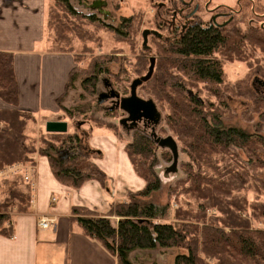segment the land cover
I'll return each mask as SVG.
<instances>
[{"label": "trees", "instance_id": "obj_1", "mask_svg": "<svg viewBox=\"0 0 264 264\" xmlns=\"http://www.w3.org/2000/svg\"><path fill=\"white\" fill-rule=\"evenodd\" d=\"M241 14L242 6L237 16L223 27L208 26L207 21H202L169 40L163 36L161 39L148 36L158 43L161 59H155L153 74L141 87L152 86L148 96L159 109L166 110L163 120L172 137L185 146L195 168L189 164L183 166L185 177L170 188L166 204L145 201L160 189V180L152 170L153 152L157 146L145 131L132 130V141L123 149L133 172L143 181V187L135 193L130 192L127 201L111 205L105 213L84 206H73L70 211L71 224L98 242L115 257L117 264H134L131 256L135 252L174 248L185 251L174 257V264H264V230L252 229L249 224L250 220L258 224L264 222V201L259 200L261 196L264 198V178L261 177L264 159L259 158L264 157V127L261 133L248 134L239 128L224 126L221 106L217 108L200 99L196 89L201 85L205 87V93L220 101L219 88L224 83V73L216 54L220 55L224 49L232 53L233 61L240 58L242 42L259 47L264 54V48L261 49L264 27L251 26L254 30L245 34L248 31L237 25V17ZM100 20L96 15L81 16L69 0H54L48 6L45 22L51 50L70 53L72 34L83 43L90 41L91 33L80 28H83V22L88 25ZM131 23L132 19L122 18L118 27H110L101 21L98 26H106L119 41H123L132 33ZM145 52L147 50L143 49V54ZM98 59L100 63H92L90 74L82 81L90 95L95 94L98 75L111 61L105 57ZM74 71L75 67L69 74L64 95L74 80ZM0 100L12 107L0 111V171L9 166L32 164V156L36 154L47 160L51 175L62 186L79 189L93 180L104 185L105 174L92 161L97 158V153L86 146L88 133H46L39 137L40 145L36 149L35 140L28 133L34 118L16 109L18 87L13 56L2 52ZM59 102L57 106L66 118L77 112L78 107L71 111L61 107ZM115 111L119 110H107V114ZM84 123H89L91 130L105 129L118 135L114 125L98 118L93 117L90 121L86 118ZM81 125H76V130ZM237 150L246 155V161L238 157ZM234 165L236 168L232 169ZM248 191L253 192L251 201ZM183 195L197 203L196 210L178 205V197ZM31 196V187L23 181L21 173L0 180V236H13L10 216L6 214L29 212ZM171 198L176 205L173 213Z\"/></svg>", "mask_w": 264, "mask_h": 264}, {"label": "rangeland", "instance_id": "obj_2", "mask_svg": "<svg viewBox=\"0 0 264 264\" xmlns=\"http://www.w3.org/2000/svg\"><path fill=\"white\" fill-rule=\"evenodd\" d=\"M53 1L51 0V3ZM91 1L92 0H69V3L79 14H81V16L96 15L97 17H100V21L105 25L109 24L108 26L112 25L118 27L121 24L122 18H130L132 19V33H130L128 39L119 41L118 37L115 36L111 29L105 28L106 26H98L99 21L98 23L94 22L88 25L83 22L84 26L83 28H80L84 31L87 29L91 33L90 41L83 43L84 41H81L74 34L71 35L72 41H70L69 52L75 59V71L73 73L74 80L67 90L65 99L59 104L61 107L71 111L74 107L78 108L76 109L77 112H75L71 118H66L64 113L59 110V119L67 122L69 127L68 132H78L80 135L82 132L88 133V138L86 140V146L88 147H90L88 141L90 138L89 136L95 132L93 134V139H96L98 142L101 140L99 139L100 136L110 134L116 139L121 148H124L125 144L132 141L134 131L127 132L119 125V121L125 117V114H123L122 111H115L110 115L107 114L108 112L105 111L104 108L109 106V102L97 107V96L104 90V85H102L101 80L104 78L108 79L111 82L113 89L119 93L120 97L128 96L131 81L145 75L148 69L149 59L151 57L155 58L156 61H160L161 59V57L159 58V45L152 38H148L147 42L150 52L147 51L143 54L142 31L159 29L158 31L163 38L169 40L173 35H171L172 32L168 30V27L162 26L161 28H158V25L161 23L160 17L168 7L172 9L174 4L177 7L180 6V4L178 0H104L108 4L107 10L111 14L109 18L105 19L97 12L88 10L84 7V3L88 4ZM197 2L200 5L198 16L202 21L208 20L209 16L205 11L206 2L209 4V8L217 5H229L237 8V0H197ZM241 4L242 14L237 17L238 27L241 30L248 31L245 34L253 31L254 28L252 27H264V17H262V15L264 16V0H242ZM252 8H254V10ZM255 12L258 13L257 16L255 15ZM50 39H52L51 35ZM262 48H264V46H262L261 49ZM239 50L240 58L238 61H233L231 59L232 53L229 54L226 49H224L220 55L216 54L218 59L222 62L224 73V83L219 88L220 101L210 94L205 93V87L201 85L196 88L199 93L193 89L190 90L193 93L196 92L200 99L212 103L215 107L218 108L221 106L224 126L236 127L248 134H253L255 131L261 133V130L264 127V90L261 85V83H264V69L259 68L264 67V54L260 51L259 47L254 48L248 43L246 44L243 42L240 44ZM104 57L111 59V61L105 64L103 72L98 75L94 92L95 94L90 95L83 88L82 81L90 74L91 64L95 62L100 63V59L98 58ZM122 71H125L124 74ZM172 73L174 74V72ZM255 79H257V82H255ZM151 87L152 86L148 85L147 87L144 86L138 88L137 95L143 99H151L147 94L151 90ZM157 109L161 113V121L156 127V134L162 138L167 136L172 137L168 126L163 120L166 110L164 108L161 110V108L159 109L158 107ZM93 117L100 119V121L108 125H114L118 130V135H114L105 129L91 130V125L89 123H84V121H86V118L90 121ZM80 124H82L80 129L76 130V125L78 126ZM44 126L45 120H39L37 122H31L28 127L29 136L35 140L36 149H38L40 145L39 137L46 134ZM138 131L141 132L143 130L138 129ZM146 135L150 137V134L146 133ZM173 139L176 141L178 147L177 168L175 169V172L169 171V168L172 166L171 153L166 149H160L159 147L155 148L153 152L154 164L152 170L157 174L161 184L160 189L157 192H153L150 196L145 198V201L147 202L161 205L166 204L169 200L168 193L169 190H171L170 188L180 179L185 177L183 171L185 167L183 166L189 164L193 169L195 168L187 154L185 146L177 141L176 138ZM81 145H83V143H81ZM236 154L242 161H246V155L244 153L237 150ZM259 158L261 160L264 159L263 156H259ZM235 168V165L232 166V169ZM263 173L264 171L261 173L262 178H264ZM113 181L115 186L117 181L116 179H113ZM109 183L111 184V182L105 181L103 185L104 187L101 184L100 185L102 186V189L105 190L109 188ZM135 192L136 191H131V193ZM129 193L130 191L127 192L125 201H127V195ZM247 195L248 199L251 201L253 192L248 191ZM259 200L264 201V198L261 196ZM170 203L172 205L171 213H173L176 209L173 198L170 199ZM178 205L193 211L197 208V203L185 195L178 197ZM6 216L8 217L9 215L6 214ZM48 219L53 218L48 217ZM112 220L116 222L117 218H112ZM249 224L252 229L264 230V222L263 224H258V222L250 220ZM9 226H11V222ZM225 230L227 232V229ZM156 253H159L161 256L164 255L162 261L160 258H155ZM177 254H185V251L182 248L167 250L156 249L150 251L148 258H152L154 264H174V257ZM134 264H145V262L140 258L135 261Z\"/></svg>", "mask_w": 264, "mask_h": 264}, {"label": "crops", "instance_id": "obj_3", "mask_svg": "<svg viewBox=\"0 0 264 264\" xmlns=\"http://www.w3.org/2000/svg\"><path fill=\"white\" fill-rule=\"evenodd\" d=\"M50 3L51 0H0V52L13 56L18 87L16 109L45 123L64 121L59 119L57 102L65 99L68 77L75 67L72 54L51 50L45 32ZM9 109L12 107L0 100V111ZM94 133L89 136L87 147L97 153L92 161L105 174L106 181L111 182L109 188L102 189L95 180L79 189L62 186L51 175L47 160L33 155L30 210L9 214L13 236H0V264H117L115 257L98 242L71 224L70 211L73 206H84L105 213L111 205L125 202L127 192L140 190L144 183L133 172L116 139L105 134L98 142L93 139ZM113 179L117 181L115 186ZM43 217L53 218L54 225L39 228L37 223ZM149 253L135 252L132 259L134 263L141 258L145 264H154ZM163 257L155 255L161 261Z\"/></svg>", "mask_w": 264, "mask_h": 264}, {"label": "water", "instance_id": "obj_4", "mask_svg": "<svg viewBox=\"0 0 264 264\" xmlns=\"http://www.w3.org/2000/svg\"><path fill=\"white\" fill-rule=\"evenodd\" d=\"M86 8L91 11H96L98 14L109 17L111 14L106 9L107 2L103 0L92 1ZM149 35H153L157 38H161V34L153 30H143L141 33L142 37V47L144 50L150 52V48L147 46V38ZM155 58L151 57L149 59V66L147 73L141 77L135 78L131 81L129 85V95L126 97H120L119 94L111 89L110 94L106 95L101 93L98 95V104L103 103L105 100L112 99L114 103V109H119L125 114V117L119 121V125L125 129L127 132L133 130L137 123L143 121L152 125L151 137L153 143L160 149L168 150L172 155V166L169 171L175 172L177 168L178 160V147L176 141L171 137L167 136L165 138L157 136L155 132V127L161 121V113L157 109V106L152 99H143L137 95V89L147 82L154 71ZM104 80L105 87H110L111 84ZM67 123L64 121H48L45 123L44 129L46 133L51 134H64L67 132Z\"/></svg>", "mask_w": 264, "mask_h": 264}, {"label": "flooded vegetation", "instance_id": "obj_5", "mask_svg": "<svg viewBox=\"0 0 264 264\" xmlns=\"http://www.w3.org/2000/svg\"><path fill=\"white\" fill-rule=\"evenodd\" d=\"M92 1H95V0H92ZM178 2L180 4V6L177 7L174 4L172 6V9L168 7L164 11V13L160 17V22H161L160 24L161 25L160 24L158 25V28H161L162 26L168 27V30L172 32L171 35H173V36H180L188 27H193L196 25H200L202 23L201 18H199V16H198V11H199L200 5L197 2V0H188V1L178 0ZM90 3H88V4L84 3L83 5H84V7H86L85 4L89 5ZM236 4H237V8L231 7L229 5H217L215 7L209 8V4L206 2L205 3V5H206L205 11H206V13L209 14L208 20H206L208 23V26L214 25L217 27H223V26H225V24L230 23L237 16V13L239 12V10L241 8V1L240 0H237ZM99 15H101V14H99ZM101 16L104 17V15H101ZM109 17H107V18H109ZM149 30H153V29H149ZM158 30L159 29L153 30V31H157L159 33ZM161 37H162V35H161ZM157 39H161V38H157ZM147 42H148V40H147ZM255 82H257V79H255ZM101 83H102V85L105 84L103 79L101 80ZM105 85H104V90L102 92H100L99 94H101V93H105L106 95L110 94L111 89H113V87L110 86L107 88V87H105ZM261 85H262V88L264 90V83H261ZM112 101H113L112 99H108V100H105L103 103L98 104V96H97L96 105H97V107H100L103 104H105L106 102H109V106L104 108L105 111H107V110L108 111L109 110H119V109H114V103ZM119 111H121V110H119ZM156 127H155V130H156ZM151 128H152V125L148 124L147 122L141 121V122L137 123L136 127H134L133 130L134 129H142L143 131H145L146 133H149L151 135Z\"/></svg>", "mask_w": 264, "mask_h": 264}, {"label": "built area", "instance_id": "obj_6", "mask_svg": "<svg viewBox=\"0 0 264 264\" xmlns=\"http://www.w3.org/2000/svg\"><path fill=\"white\" fill-rule=\"evenodd\" d=\"M21 173L23 176V181L30 185L34 184V168L33 164L26 163L23 165L9 166L0 171V180L10 177L12 175ZM52 202H55V199H52ZM54 225V219H48V217L40 218L37 226L41 229H48Z\"/></svg>", "mask_w": 264, "mask_h": 264}]
</instances>
